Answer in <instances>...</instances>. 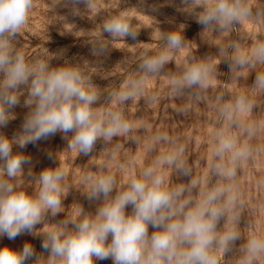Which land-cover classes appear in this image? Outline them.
I'll return each mask as SVG.
<instances>
[{"label":"rangeland","instance_id":"374dc122","mask_svg":"<svg viewBox=\"0 0 264 264\" xmlns=\"http://www.w3.org/2000/svg\"><path fill=\"white\" fill-rule=\"evenodd\" d=\"M243 3L251 14L220 29L215 22L207 27L196 22L203 11L197 0H33L25 25L10 39L14 52H21L29 64L46 62L53 69L78 71L97 95L93 111L104 119L110 112L120 114L130 130L110 140L99 138L88 155L68 147L73 133L68 139L57 133L24 149L14 145L13 152L29 156L31 164L24 165L22 174L9 182L18 183V191L35 197L40 188L39 174L45 169H59L64 174L62 204L56 216L48 213L36 225L37 236L22 234L15 240L0 237V248L19 251L30 243L40 261L28 264H49L48 253L41 248L44 230L67 220V230L73 231V222L84 216L95 217L105 202L103 198L88 199L96 178L114 177L111 199L151 167L170 189L194 183L195 187L181 197H190L193 203L213 188L227 189L218 202L227 212L217 232L235 230L239 239L227 251L214 247L212 254L218 264H246L247 242L264 239V87L256 85V76L264 74V62L255 55L264 47V0ZM114 18H122L137 34L136 39L104 32V25ZM172 33L182 36V47L168 46L164 37ZM101 46L103 52L94 51ZM161 54L167 58L161 71L148 73L141 68L145 60ZM237 57L251 63L239 66ZM199 63L211 67L204 83L175 90L172 78H179ZM27 92L23 86L18 90L21 104L12 110L11 121L0 128V135L11 138L20 130L29 111L23 106ZM122 92L131 95L121 101ZM238 97L247 99L252 105L250 111L235 109ZM226 106H231V119L221 114ZM220 132L232 138L237 148L246 146L247 154L235 161L231 152L217 157ZM163 136L167 139H157ZM180 149L178 164L185 171L176 163L162 162L163 157ZM216 163L234 169L235 174L226 178L217 175L213 171ZM130 212L129 206L126 213ZM152 231L155 229L149 226V233ZM93 264L113 261L94 260ZM251 264H264V254L253 258Z\"/></svg>","mask_w":264,"mask_h":264},{"label":"clouds","instance_id":"9594fccd","mask_svg":"<svg viewBox=\"0 0 264 264\" xmlns=\"http://www.w3.org/2000/svg\"><path fill=\"white\" fill-rule=\"evenodd\" d=\"M32 3L33 0H0V128L8 126L12 110L20 106L18 90L22 86L28 90L23 106L29 109L18 132L11 138L0 135V237L6 236L9 240L22 234L37 236L36 225L45 215L58 214L64 179L59 169H45L39 174L40 188L35 197L18 191L19 184L9 181L22 174L24 165L31 164V158L22 152L14 153V145L24 149L57 133L62 134V139H68V134L73 133L68 147L88 155L99 138L110 140L130 130L120 114L110 112L104 119L93 111L91 106L97 95L90 84L86 86V79L78 71L65 67L53 69L46 62L29 64L21 52H14L10 39L25 25ZM197 3L203 11L196 22L205 27L215 22L224 29L251 14L243 0H197ZM104 32L112 37H137L122 18L107 22ZM164 39L170 48L183 46L178 33L168 34ZM94 51L103 52V46ZM255 55L264 62V47L258 48ZM166 60L161 54L145 60L141 68L148 73L159 72ZM235 62L244 66L251 60L237 57ZM210 71L209 65L193 64L179 78L173 77L171 83L177 91L202 85ZM256 85L264 87V74L256 76ZM130 95L122 92L119 99L127 100ZM251 107L245 97H238L235 102L238 111H250ZM231 113V106H226L221 114L231 119ZM217 136V157L223 158L225 152H231V159L235 161L247 154L246 146L237 148L235 141L223 132ZM157 139L166 140L167 136ZM180 152L182 149L163 157L162 162L178 164ZM178 169L185 171L179 164ZM213 171L225 178L235 174L234 169L221 163L214 164ZM114 185L115 179L110 175L92 182L88 199L105 201L95 217L84 216L79 222H73V231L67 230V220L44 230L41 248L48 253L49 264H93L94 260L107 259L113 264H218L212 249L219 247L227 251L239 239L235 230L217 232L227 212L218 203L226 188H213L193 203L190 197H181L195 187L194 183L170 189L151 167L143 171L141 178H132L126 190L109 199ZM129 206L131 212L126 213ZM80 215H84L83 209ZM236 219L234 213L232 220ZM149 226L155 229L151 234ZM245 250L246 264H251L253 258L264 254V239H250ZM29 261H40L30 243H25L19 251L0 248V264H28Z\"/></svg>","mask_w":264,"mask_h":264}]
</instances>
